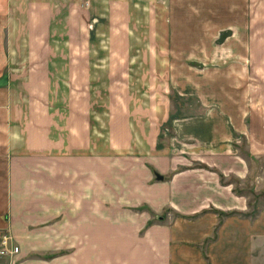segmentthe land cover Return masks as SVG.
Returning <instances> with one entry per match:
<instances>
[{
  "label": "crops",
  "instance_id": "obj_1",
  "mask_svg": "<svg viewBox=\"0 0 264 264\" xmlns=\"http://www.w3.org/2000/svg\"><path fill=\"white\" fill-rule=\"evenodd\" d=\"M75 31L79 55L86 33L88 44L106 35L120 50L108 64L127 72L110 80L127 79L136 60L173 64L175 81H197L190 93L201 103L178 115L167 104L123 106L114 111L124 114L122 129L104 143L85 93L52 89L73 79L54 66L91 65L58 52ZM132 48L159 55L131 56ZM261 88L264 0H0V233L18 246L0 264H255L263 212L247 215L233 179L245 180L246 155L264 145V101L253 97ZM165 127L173 130L166 143ZM134 129L140 152L129 141Z\"/></svg>",
  "mask_w": 264,
  "mask_h": 264
},
{
  "label": "rangeland",
  "instance_id": "obj_2",
  "mask_svg": "<svg viewBox=\"0 0 264 264\" xmlns=\"http://www.w3.org/2000/svg\"><path fill=\"white\" fill-rule=\"evenodd\" d=\"M57 3V2H55ZM71 8L77 9L78 8V2H70ZM148 3V2H145ZM184 3V2H183ZM187 3V6L191 7H208L206 2H185ZM200 3V4H198ZM87 2L82 1L81 2V8L86 7L87 8ZM108 2H102L101 6L103 8L107 9ZM190 5V6H189ZM186 6V7H187ZM187 7V8H188ZM103 11L104 19L108 22V11ZM195 12H197V9H194ZM73 19V23L71 26L76 27L78 24L81 25V18L79 16H75ZM92 24L90 21L86 22L87 27ZM107 25V24H106ZM76 30V29H75ZM88 35L89 33H86V37H84L83 43L86 45L85 48L82 50L84 55H79V50L76 48L77 45H79V42L81 41V34L75 32H71L69 34V48L66 49V40L63 38L64 48L58 52H62L64 55L68 54L71 61L75 60L80 56L85 61L91 62V65H87L84 67L86 70L78 72L79 65L77 64H71L70 66L66 65H59L54 66L55 73L58 72H64L65 76H67V73L69 72L70 76L73 78L71 80L64 79L63 81H52L53 83L52 89L55 90V88L58 89H70L72 90H80L85 93V105L87 108V118L88 116L92 117L91 120H94L93 117H95V120L101 124L102 128V140L104 143H107L110 139V130L119 131L122 129L121 127L123 124H121L120 117L124 115L121 112H115L117 110H120L123 108V106H129L130 109L138 110V106H144V105H170L171 106V112L172 115L176 114L178 115L177 107L186 105L189 106L190 104L196 105L200 104V100L195 95H192L190 92L191 90V84H196L194 81H175L173 79V64L162 66L158 63L153 64H140L138 60H136V63L134 62L133 65H130L129 69V75L127 79H121V80H110L108 77H119L120 74L125 71L127 72V69H125V66H111L108 64V57L113 54H117L118 56H121L120 50L119 52H114L112 49L108 48V44H106V35L100 39L96 44L95 42H91L88 44ZM147 40V39H146ZM55 46L57 44V41L55 40ZM59 44V42H58ZM57 44V46H58ZM89 45V46H88ZM101 45L102 48H99ZM152 49V52L148 48H143V50L140 49H130L129 54L142 56L146 58L147 60L151 59L152 57H156L155 54L159 55L158 49ZM154 53V54H152ZM163 53H165L163 51ZM152 55V56H151ZM83 56V57H82ZM68 57V56H67ZM66 59V56H65ZM101 60V64L95 65L94 62H98ZM142 60V59H141ZM116 67L118 72H114V68ZM91 69V71L88 72V69ZM151 72L150 75H146L144 73ZM188 75V73L186 74ZM126 76V75H125ZM170 77V79H166V77ZM147 77V78H146ZM152 77V78H151ZM201 89L204 90V93L207 89L205 85V81H199ZM258 82L256 81H250L247 82V87L249 84L256 85ZM256 92V90H255ZM257 93V94H256ZM253 92V97L263 100L264 101V88L257 90V92ZM65 98V97H64ZM56 99V97H55ZM63 99V98H62ZM254 100V98H253ZM74 101L77 102V96L76 94L71 93L70 94V102L71 104L74 103ZM250 102V101H249ZM247 101V104H249ZM81 104V102H80ZM113 111V112H110ZM174 113V114H173ZM191 113L185 112V115L188 116ZM133 115V113H131ZM134 115H138L135 114ZM111 116H118L113 122H110ZM135 121V120H134ZM134 121L133 128H135ZM136 131V132H135ZM138 132L139 129H138ZM161 137L162 140H170L169 135L173 133L172 129H168L165 127L163 131L161 130ZM134 134V135H133ZM133 138H130V143L137 144L135 146V152H140L141 148V136H137V130H133ZM243 142V141H242ZM103 143V148L105 144ZM169 146L172 147L173 143L169 142ZM241 152L247 153V149L249 148L248 145L245 146V143H241L238 145ZM261 154L257 155V157L254 158H248V155H246V169H247V175L245 177V180L243 182H237L235 179L231 178L235 182V188H240V191H243L248 208H247V215L248 214H255L259 210L263 212V229H264V145H262L258 149ZM144 209L143 205L138 206L135 208L137 211H141ZM161 215H164V212L161 213ZM260 258L257 260L255 259V264H264V240L262 241L261 246V252H260Z\"/></svg>",
  "mask_w": 264,
  "mask_h": 264
},
{
  "label": "built area",
  "instance_id": "obj_3",
  "mask_svg": "<svg viewBox=\"0 0 264 264\" xmlns=\"http://www.w3.org/2000/svg\"><path fill=\"white\" fill-rule=\"evenodd\" d=\"M18 251V246L13 245V240L11 235L2 231L0 233V255L1 256H11Z\"/></svg>",
  "mask_w": 264,
  "mask_h": 264
},
{
  "label": "water",
  "instance_id": "obj_4",
  "mask_svg": "<svg viewBox=\"0 0 264 264\" xmlns=\"http://www.w3.org/2000/svg\"><path fill=\"white\" fill-rule=\"evenodd\" d=\"M156 178H157L158 180H161V179H163V176L160 175V174H156Z\"/></svg>",
  "mask_w": 264,
  "mask_h": 264
}]
</instances>
